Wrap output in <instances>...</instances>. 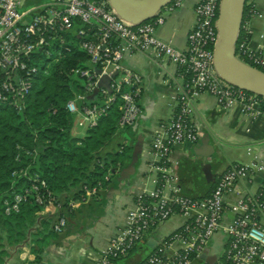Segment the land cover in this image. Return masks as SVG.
<instances>
[{
    "label": "built area",
    "instance_id": "obj_1",
    "mask_svg": "<svg viewBox=\"0 0 264 264\" xmlns=\"http://www.w3.org/2000/svg\"><path fill=\"white\" fill-rule=\"evenodd\" d=\"M220 1L195 3L187 45L180 49L159 38L155 29L182 0H172L154 17L136 25L121 19L109 0H0V107L23 110L40 65L44 63L45 72L49 68L42 58L52 57L56 62L75 45L85 58L70 68V75L84 83L79 90L72 89L65 108L76 119V125L83 129L93 127L109 108L117 105L119 126H130L141 111L142 75L123 65L122 59L140 51L153 59H168L178 68L181 81L175 85L174 112L159 124L150 144L157 185L138 194L125 226L109 239L92 264H117L150 231L174 215L180 216L182 223L140 264H192L220 230L226 237L225 250L213 264H264V180L257 192L240 196L228 206L224 203V196L236 189L238 180L250 178L255 170H264L261 162L231 164L220 174L212 191L202 198L181 194L170 171L174 146L194 143L198 138L192 117L195 103L203 93L212 95L221 109L239 106L249 119L264 121V96L223 81L213 67ZM247 5L240 32L250 39L252 20L258 13L253 0H247ZM261 38L264 40V32ZM249 39L238 38L235 55L264 72V42L252 49ZM103 75L109 77L108 88L100 84ZM96 89L99 101L88 104L87 97ZM26 153L30 157L36 154L28 149ZM29 172V164L12 171L14 178L26 177L28 185L14 192L10 200L4 199L5 213L18 211L28 197L43 208L54 204L53 193L38 173ZM83 188L85 196L71 200L70 208L80 206L96 193V188ZM226 210L233 214L228 222H224ZM66 223V216H57L52 230L59 233Z\"/></svg>",
    "mask_w": 264,
    "mask_h": 264
},
{
    "label": "crops",
    "instance_id": "obj_2",
    "mask_svg": "<svg viewBox=\"0 0 264 264\" xmlns=\"http://www.w3.org/2000/svg\"><path fill=\"white\" fill-rule=\"evenodd\" d=\"M198 0H182L181 4L168 12L165 22L157 26L155 34L170 41L175 47L184 49L187 34L194 20L193 8ZM255 16L251 24L249 47L258 48L264 40V0H253ZM122 64L142 75V89L139 97L140 113L134 123L135 141L139 140V150L133 171L121 176L126 166L131 163L134 146L129 162L126 155L121 157L112 179L102 187L98 194L91 195L80 206L72 208L66 226L59 233L52 230V224L58 216L60 205H48L37 213L35 226L30 229L31 236L37 239V247L42 249L37 264H92L107 245L109 239L125 226L130 210L135 206L141 191L157 185L153 170L154 160L150 151L151 139L159 129V124L166 121L175 109V85L181 81L178 68L168 59H153L147 53L136 51L122 59ZM193 124L198 131L194 143L175 145L170 153L169 165L174 182L180 193L186 196L202 198L214 188L220 174L233 162L222 165L226 148L233 145H251L247 155L253 161L264 165V121L249 119L243 115L240 107L221 109L216 99L203 93L195 103ZM86 130V129H85ZM129 143V140L125 141ZM251 150V154H248ZM226 152L229 153L227 150ZM256 156V158H255ZM122 167V168H121ZM121 168V169H120ZM264 180V170H255L250 178L243 177L236 183V189L224 196L226 206L238 197L257 192ZM167 193V192H166ZM224 222H228L232 213L226 210ZM182 223L178 215L172 216L160 226L150 231L128 256L126 264H140L174 229ZM29 232V235H30ZM218 244L224 247L226 237L222 230L210 240L206 249L208 256L220 257L216 251ZM132 254L134 256L130 257ZM30 264L35 259L31 244L21 243L12 250L6 264ZM122 259V258H121Z\"/></svg>",
    "mask_w": 264,
    "mask_h": 264
},
{
    "label": "trees",
    "instance_id": "obj_3",
    "mask_svg": "<svg viewBox=\"0 0 264 264\" xmlns=\"http://www.w3.org/2000/svg\"><path fill=\"white\" fill-rule=\"evenodd\" d=\"M247 6L245 0L243 18ZM244 38L249 39V35L241 31L239 39ZM72 48L46 72L43 71L44 63L40 65L23 110L17 112L9 106L0 107L1 262L9 256L8 248L24 242L31 244V251L35 254L30 264H37L42 253L30 229L35 226L37 213L43 206L35 203L33 197H28L19 205L18 211H4V199L10 200L14 192L28 185L26 177H12L14 169L29 164L30 172L38 173L53 193L54 204L60 205L58 216H67L73 210L69 202L85 196L84 186L96 188L95 194H98L114 176L117 165L122 164L121 157H127L124 165L131 158L135 141L134 124L119 126L117 105L109 108L97 125L87 128L85 135H72L74 116L66 110L65 104L72 97V89L79 90L81 85L72 88L70 68L78 66L85 58L84 52L77 46L72 45ZM46 59L43 57L42 61L46 62ZM26 149L34 150V157L28 156ZM19 152V159H16ZM192 264L208 263L198 258Z\"/></svg>",
    "mask_w": 264,
    "mask_h": 264
},
{
    "label": "water",
    "instance_id": "obj_4",
    "mask_svg": "<svg viewBox=\"0 0 264 264\" xmlns=\"http://www.w3.org/2000/svg\"><path fill=\"white\" fill-rule=\"evenodd\" d=\"M172 0H109L116 14L126 22L139 24L154 17ZM245 0H221L219 4L216 29L218 39L213 51V67L225 82L257 95L264 96V72L241 61L235 55L240 35ZM99 72V71H98ZM115 75V73L113 74ZM109 77L103 75L100 84L108 88ZM97 89L87 97L86 102H98ZM139 140L134 145L131 163L125 167L121 176L132 172L139 150ZM205 251L200 255L202 261L213 264L215 256Z\"/></svg>",
    "mask_w": 264,
    "mask_h": 264
},
{
    "label": "rangeland",
    "instance_id": "obj_5",
    "mask_svg": "<svg viewBox=\"0 0 264 264\" xmlns=\"http://www.w3.org/2000/svg\"><path fill=\"white\" fill-rule=\"evenodd\" d=\"M45 61H47L46 62L47 63V67H49V68L55 62V60H53L52 57L51 58L47 57V59ZM71 77H72L71 79L73 80V82H71L72 83V88L75 85H77V84L82 85L84 83L83 79H79V81H76L77 80L76 76L72 75ZM73 90H75V88H73ZM75 122H76V119L74 121V127L72 128V132H71L72 135L73 136H78V137H81V136L85 135V132H86L85 129L78 127ZM248 147L252 148L251 145H246V144H237V145H233L230 149L226 148L229 151V153L226 152L227 151L226 150V151H224L223 155H221V157H222V165L223 166L225 164L228 165V164H231L233 162L249 163L250 160H251L252 155H250V156L247 155L246 151H247ZM215 240H216V244H217L215 252H218L217 254L219 255L222 251L224 252L225 246L222 247V246H220V244H218L219 238H216ZM8 249L12 250L11 248H8ZM132 256H134V254H132L130 257H132ZM16 259H17V256H14L13 257V261H12L14 263H11V264H18V263H16ZM125 260H126L125 258H122V259L120 258L117 261V264H126ZM5 262H1V259H0V264H6Z\"/></svg>",
    "mask_w": 264,
    "mask_h": 264
}]
</instances>
